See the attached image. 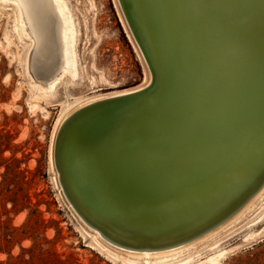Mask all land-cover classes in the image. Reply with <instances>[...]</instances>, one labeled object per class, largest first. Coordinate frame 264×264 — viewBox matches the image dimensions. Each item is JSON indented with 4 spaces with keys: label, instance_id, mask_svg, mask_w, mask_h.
I'll use <instances>...</instances> for the list:
<instances>
[{
    "label": "rangeland",
    "instance_id": "rangeland-1",
    "mask_svg": "<svg viewBox=\"0 0 264 264\" xmlns=\"http://www.w3.org/2000/svg\"><path fill=\"white\" fill-rule=\"evenodd\" d=\"M65 1L75 26L76 72L55 71L51 91L48 90V78L52 76L42 79L34 73L33 38L29 32L19 29L20 20L16 17L14 5L0 1L3 2L0 3V264H146V260L134 263L124 252L173 247L216 227L252 196L260 185H256L257 180L264 176L257 175L249 187L242 192L240 190L229 204L222 205L221 210L212 209L210 214L198 220L161 227L163 229L157 232L140 218L128 217L129 223H126L111 217L101 218L103 214L94 212L92 209L96 208V203L102 208L104 206L92 200L94 197L86 191V185L93 184L94 178L104 185L107 192L110 190L108 186L118 185L115 179L132 172V167H123L124 164L117 158L109 159L99 154L102 153L103 136L92 149L99 155L91 151L92 144L86 140L91 136V130L102 134V126L91 129L90 124L88 130L70 144L62 160L67 164L69 156H72L71 168L63 165L62 169L61 143L66 128L77 117L86 116L96 106L117 99L86 106L69 120L65 119L91 98L146 86L150 82V74H153L154 80L155 75L158 77L153 62L157 68L161 66L157 73L163 75L162 56L167 51L163 37L165 39V31H171L158 27L162 20L155 16L148 0L133 1L145 26L147 22L154 27V43L152 40L148 42L150 49L130 11L128 0ZM176 1L171 0V8ZM203 5V1L196 3V15H199ZM241 6L245 8L244 0H241ZM190 7L192 9V4ZM171 8L167 14L170 17L166 16L164 20L167 24L173 22L180 41L185 28L182 31L180 23L169 20ZM237 13L233 12V16ZM201 19V24L205 26V16ZM212 29L222 35V26H219L217 18L212 23ZM237 40L230 36L226 51L214 60V66L216 61H221L219 65L225 64L227 70L230 63L235 62ZM154 46L159 57L156 60L152 55ZM173 48V45L169 46V53L171 58L176 56L177 59V55L172 54ZM52 58L46 63L51 64L49 71L56 55ZM182 68L183 64L172 74H177ZM156 86L157 82L152 90L153 86L138 94L152 93ZM142 115L148 116V113ZM141 119L140 115L132 118L120 135L107 138L104 152L112 147L110 143L118 141L120 152L138 155L137 144H142L140 142L147 138L133 131L134 123ZM122 124L121 120L115 121L112 131L120 130ZM146 130L142 127L143 132ZM151 144L158 145L157 141ZM212 144H209L207 152L218 147ZM143 149L148 151L147 147ZM110 169L112 173H109ZM64 175L70 183H74L81 200L71 192ZM171 201H175L174 197L168 202ZM223 238L218 244L201 249L188 264H208L212 258L214 264H264V206L231 228Z\"/></svg>",
    "mask_w": 264,
    "mask_h": 264
},
{
    "label": "bare ground",
    "instance_id": "bare-ground-1",
    "mask_svg": "<svg viewBox=\"0 0 264 264\" xmlns=\"http://www.w3.org/2000/svg\"><path fill=\"white\" fill-rule=\"evenodd\" d=\"M0 1L11 2L14 5L18 15L16 17L20 20L19 29L29 32L33 38L35 53L32 67L35 75L42 79L43 77L45 79V76H52L48 78L49 84L46 83L49 85V91L54 88L51 81L55 71L73 74L76 72L75 26L65 0ZM250 1L244 0V5ZM128 3L146 44L148 45L149 40L154 43L153 25L149 26L146 22L147 28L144 20L139 16L134 1L128 0ZM171 5V0H148V6L155 11V16L162 20L158 27L169 29L171 32L165 31V39L163 37L166 46L164 48L168 53L163 48L164 73L161 76L160 88H164L166 93L164 92V97L159 103L146 111L149 117L142 115L140 116L142 119L134 123L133 131L147 137L145 141L140 142L142 144H137L139 154L128 155L120 152L117 148L118 141L110 143L112 147L104 152L107 138L104 136L101 140L102 153L99 154H104L109 159L117 158L118 162L124 164L123 167L131 166L132 172L115 179L119 182L118 185L108 186L110 190L107 192L103 188L104 185L94 178L93 184L86 185V191L94 197L92 200L104 206L102 208L96 203V208L92 210L100 215L103 214L104 217L112 215L110 209L106 207L108 201H117L116 197L121 194L132 195L141 192L144 199L153 198L156 201L158 198H164L166 203L171 204L169 208L160 211L159 214H150V216L146 214V220L151 221L149 223L151 230L155 229V231L163 229L161 227L198 220L212 209L221 210L222 205L236 198L240 190L242 192L245 187H249L250 182L257 175L264 176V0H254L250 6L248 3L246 8L241 6L244 14L248 15L249 12L254 17L253 19L243 15L238 25L241 30L237 31V34L243 45L240 46L245 52L244 57L247 56L248 48L254 46L260 48V54H263L259 58L260 61L254 63V66L248 70L250 75L238 76V78L234 75L232 81L226 79V74L242 69L239 63L236 65V61L235 66L231 64L227 70L225 64L219 65L221 61H216V65L210 68L209 55L213 46L220 45V37L223 39L225 37L219 35L215 29H210L211 46L207 49L208 28L202 25L201 18L194 14L199 21L197 28L200 35L197 36V40L201 37L203 46L199 47L194 42L193 47L185 31L181 32L179 41L173 22L168 25L164 20ZM260 17L261 25L257 22ZM183 38L184 40L181 41ZM170 45L174 46L172 54L174 56L176 54L177 59L176 56L171 58ZM183 49L189 50L193 64L187 69L191 73L199 74L197 81H192V75L189 79H186V75H181L187 66L181 58ZM55 55L56 61L53 60L52 65L53 63L54 65L49 71L51 64L46 63H49L52 57L55 58ZM182 64V70L177 73L181 75L179 76L182 79L181 83L179 79L173 78L172 73ZM204 66L208 72L199 82ZM149 79L150 82L146 86H139L134 90L114 91L105 96L91 98L82 106H76L78 108L69 114L65 121L86 106L104 100L132 96L153 86L152 90L156 85L157 76L155 75L154 80L153 74H150ZM142 127L147 129L146 132L142 131ZM90 135L86 141L91 142V151H93L102 134L94 129L90 131ZM251 135L257 137L250 143L234 152L227 149L225 143L228 139L242 140ZM153 141H157L158 145L152 146ZM211 142L218 147L212 152H207ZM142 147H147L148 151ZM151 150L155 152L150 153ZM93 152L99 155L98 152ZM109 173H112V169ZM105 177L107 179V176ZM259 183L258 189L232 216L192 240L163 249L124 252V255L134 263L146 260V264H188L201 249L218 244L231 228L248 219L250 214L264 206V177L258 179L256 185L258 186ZM173 197L175 201L168 202ZM213 259H210L208 264H214Z\"/></svg>",
    "mask_w": 264,
    "mask_h": 264
},
{
    "label": "water",
    "instance_id": "water-1",
    "mask_svg": "<svg viewBox=\"0 0 264 264\" xmlns=\"http://www.w3.org/2000/svg\"><path fill=\"white\" fill-rule=\"evenodd\" d=\"M202 1L204 2V5H203V8L201 6V8L199 9V15L197 17L201 16L202 18V16L204 15L206 18L205 26H207L208 31H209L206 48L208 49V47L211 46V42L209 40L210 39V29H212V23L214 20H216V18H217L219 26L220 25L222 26L221 34L223 37L226 38V39L225 38L223 39L222 37H220V45L219 44L214 45L209 55L211 59L210 68H213L214 59L221 56L220 53L226 51L230 36L236 37V39H238L237 42L239 41V34H237V31L241 30V28L238 25L241 22L242 16L245 15L246 17L253 18V19L254 17L251 15L252 13L249 14L248 12V15H246L241 11L242 10L241 0H177L176 2H174V6L171 8L172 13H171V18L169 20L171 19L175 20L176 24L180 23V25H182V31L185 28V32H187L189 43H193V47H194V42H195V45L198 44L199 47L203 46L202 38L200 37L199 40H197V36L200 35L199 29L197 28L199 25V21H198V18L194 16V14L196 13V9H195L196 3L199 2L201 4ZM252 1L254 0H251L250 2H248L249 6L252 4ZM179 2L180 4L176 6V4ZM191 4H192V9L194 7L193 13L190 7ZM188 5L190 8L188 7ZM246 7H248L247 4L245 5V8ZM188 8L190 11L188 10ZM130 11L132 12V10ZM235 11L238 12L237 16H233V12ZM190 12H191V15H190ZM257 22L260 25L262 24L261 17L258 19ZM240 45H242L241 41H239V43H236L234 46V49L237 52V55H236L237 58H235L234 60L236 61V65L238 63L241 65L242 69L240 71L237 70L236 72L227 73L226 79L230 81L233 80V77H235L234 75H236L237 78L238 76L245 77L247 75H250L251 73L248 70H250L252 66H254V63H258V61H260L259 58L263 54V53L260 54V48L254 46V47L248 48L246 52L247 56L244 57L245 52H243L244 51L243 47H241ZM152 52L151 53L153 57H155V60L159 58L157 56V50L155 46L152 48ZM181 58L185 66L187 65L185 72L182 73L181 75H186V79H189L190 76L192 75V78H193L192 81H197L199 74L191 73L187 69L188 66L191 67V65L193 64L189 50L183 49ZM245 60H248V61H245ZM153 64L156 68V74L158 75L157 86L155 90L152 91L153 94L152 93L135 94L132 96L119 98L117 100H113L111 102L101 104L99 106H96L95 109L91 110L92 112L89 113L88 115L83 116V117L81 115L77 117L78 119L75 120L74 123H72L66 128L67 132L65 133L63 142L62 140H61L62 143L60 142L61 143L60 157H61V162H62V169H63V165L65 166L68 165V167L71 168L70 164L72 160L70 157L72 156H69V161L67 162V164L66 162L62 160V156L64 155V153H66L65 155H67L68 153L67 151H68V148H70V144H72L76 139L78 140L79 138L78 136H80L82 132L87 131L90 124L92 126L90 127L91 129L102 126L104 129L102 132L103 137L105 136L106 138H110L113 135L118 136L125 128L127 122H130V120L136 116H139V115L141 116V113H145L146 111L150 110V108H152L154 105H156L157 103L161 101V99L164 97V92L166 93V90H164V88L163 89L160 88V80L162 79L161 78L162 75L160 73L159 74L157 73V70H161V66H158L159 68L158 69L157 64H155L154 62ZM231 64L235 66L233 61L230 63V65ZM207 72L208 70L205 69V66H204L203 71H201L200 73L201 77L199 79V82L203 80V77L205 76ZM181 75L174 74L173 78L176 80L179 79V81L182 83L181 81L182 79H180L179 77ZM163 82H164V78H163ZM117 120L123 121V124H122L123 126L120 130L113 132L111 129L113 128L112 124ZM254 139H255V136L251 135V136H246V138L242 140L228 139V141H226L225 144L227 146V149H230L231 151L234 152L241 146L250 143ZM63 173H64V170H63ZM65 179L67 180L66 176H65ZM67 182L70 185L71 192L74 194V196H76L78 200H81L79 191L76 189L74 183L71 182L74 187L72 188L70 179L69 181L67 180ZM116 200L117 201L115 202L108 201V204L106 205V207L110 209V214L112 215L107 216V217L105 216L104 219L111 217V218L118 219L122 222L128 223L126 218L132 216L133 218H136V219L140 218L141 220L148 222V220H146L147 218L146 214L149 216L150 214L151 215H154L156 213L159 214L160 211H163L164 209L169 208L171 205L170 203H166L164 198H158L156 199V201L153 198L144 199L141 196V192H138L136 194L133 193L132 195L131 194L130 195L121 194L116 197ZM179 203L180 202H178V204ZM131 212H134L135 214ZM208 214L210 213L204 214L203 216L208 215ZM201 217L202 216H200V218ZM101 218L103 217L101 216Z\"/></svg>",
    "mask_w": 264,
    "mask_h": 264
}]
</instances>
